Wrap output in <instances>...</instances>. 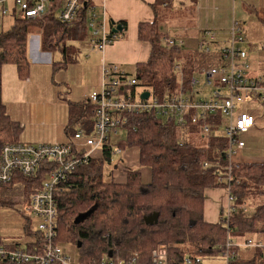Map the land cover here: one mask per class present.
<instances>
[{
    "label": "trees",
    "instance_id": "16d2710c",
    "mask_svg": "<svg viewBox=\"0 0 264 264\" xmlns=\"http://www.w3.org/2000/svg\"><path fill=\"white\" fill-rule=\"evenodd\" d=\"M55 9L66 0H55ZM87 5L74 23H62L54 12L35 19L14 17L8 30H0V142H19L22 130L10 119L2 100V69L14 65L20 78H27L30 62L28 42L32 30L41 38V50L61 60L53 62L54 71L66 70L76 61V52L69 44L88 36ZM112 30V29H111ZM124 32H121L122 36ZM165 33L156 22L139 26V40L151 45L147 62L137 65L133 76L137 83L132 91L150 90L163 97L178 87L175 66L182 67L187 82L196 70L209 69L214 56L187 51L184 47L167 48ZM220 62V59H219ZM67 138L81 127L93 128L94 105L88 101L68 102ZM124 137L111 139L89 165L76 168L68 176L71 191L56 196L58 210L57 240L77 247L78 264H99L108 261L151 264V255L158 246L168 247L169 264H185L187 258L201 260L225 256L227 264H264V245L243 256L237 242L254 235H264V165L229 164L227 140L222 132L213 131L205 138V146L189 142L173 122L153 114H126ZM201 127L188 131L200 134ZM137 149L139 169L150 173L143 181L140 170L127 169L125 181L105 179L115 149ZM230 173L232 181H220ZM44 174L39 173L37 181ZM30 187L32 183L23 179ZM36 185V183H35ZM5 190L3 191V189ZM8 187L0 186V209L9 204L5 197ZM227 188L235 205L249 201V213L237 209L227 222L209 223L204 217L206 191ZM34 190H38V186ZM263 200L256 205V201ZM259 202V201H258ZM159 214L158 222L148 225L145 218ZM81 220L76 223V220ZM232 245L227 248L228 242ZM4 241L0 237V244ZM14 244L11 247H19Z\"/></svg>",
    "mask_w": 264,
    "mask_h": 264
},
{
    "label": "built area",
    "instance_id": "2783aa9c",
    "mask_svg": "<svg viewBox=\"0 0 264 264\" xmlns=\"http://www.w3.org/2000/svg\"><path fill=\"white\" fill-rule=\"evenodd\" d=\"M89 1L66 0L55 9V0H0V15L3 18L8 14L7 3L11 2L13 13L18 11L21 19L40 18L54 12L58 21L70 24L78 19L80 10ZM86 25L90 48L95 52L104 53L118 40V34L112 32L105 12L97 13L91 4L87 6ZM229 36V42L219 46L215 43L214 32L204 31V40H196V47L206 54L218 51L219 65L200 69L186 82L182 67L177 64L178 87L163 97L155 96L147 89L133 92L132 87L137 83L135 78L117 64H104L100 89L87 96L94 105L93 128L91 131L87 127L79 128L71 141L47 144L0 142V186L10 187L23 179L34 182L22 207L28 222L31 225L37 223V238L27 242V248L10 249L0 244V264H77L57 240L56 196L71 191V186H66L70 173L80 166L89 165L111 139L118 137V130L127 124L126 114H153L173 122L183 131L200 126L199 135L202 137L213 131L222 132L227 140L229 164H238L236 158L245 148L243 136L257 124L246 107L253 102L264 103V76H249L248 54L242 47L247 43L243 26L234 23ZM185 44V38L172 35L163 38V45L167 48L185 47ZM147 91L150 97L141 99L142 93ZM114 153L120 154L121 150L116 149ZM39 173L44 176L37 181ZM220 181L230 183V173ZM37 186L38 190H34ZM250 207L249 201L235 205L229 195L227 222L237 209L249 213ZM231 245L229 241L227 248ZM239 246L247 250L262 247L251 239ZM168 258V247L158 246L152 252L151 264H169ZM225 258L228 262L233 256L227 252ZM99 264L137 263L134 259ZM185 264H202V260L187 258Z\"/></svg>",
    "mask_w": 264,
    "mask_h": 264
},
{
    "label": "crops",
    "instance_id": "0c3cea01",
    "mask_svg": "<svg viewBox=\"0 0 264 264\" xmlns=\"http://www.w3.org/2000/svg\"><path fill=\"white\" fill-rule=\"evenodd\" d=\"M90 4L97 13L105 12L112 29L117 25H122L124 34L121 36L118 33L117 42L107 48L104 53L96 52L91 55L86 50L81 53L80 49L72 46L77 57L76 61L69 66L85 60L87 65L84 63L80 77V81L85 87L79 91L66 89L63 87L64 80L61 88L47 84L48 78L44 79L40 72L48 71L49 67L53 65L54 58L53 54L41 50V38L37 50L41 55L46 56L44 61L43 59L39 61L44 64L36 62L37 59L34 60L30 57L31 65L27 78H20L16 67H3L2 100L12 121L22 124L18 112L17 115L15 114L16 110L20 114L33 113L35 107L26 103L28 97H51L57 100L56 109L51 113L55 118H58V122H54L52 131L48 134L44 132L38 136H30L26 132L27 125L23 122L25 127L18 136L19 142L32 144H37L36 142L43 144L68 142L66 133L69 118L68 102H83L89 94L100 89L104 64H117L122 71L133 77L137 65L148 61L151 45L139 40V26L143 24L150 25L156 22L166 36L185 38L184 48L187 51L199 52L196 40H204V31H213L215 43L224 46L229 42V31L232 25L238 22L243 26L247 41L242 47L248 54L249 76L253 78L264 76V46H262L264 45V0H90ZM186 30L187 32H185ZM86 39L89 40V37L87 36ZM88 48H90V44ZM209 55L214 56L212 64L217 63L214 67L219 65L218 51H213ZM64 71L66 72V70ZM197 71L199 69L194 72L195 75ZM246 108L249 114L256 118L257 124L243 136L245 148L236 160L238 164L264 165V103L253 102ZM42 127H46V125L42 124ZM124 152L126 163L119 160L110 174V179L119 183L125 181L127 169L135 167L138 170L140 168L138 150L127 149ZM139 170L142 173L143 181L148 182L150 180L149 171ZM228 206L229 192L226 188L207 190L204 207L205 220L209 223H218L222 218L224 208L228 209ZM238 242L243 243L244 240L240 239ZM14 244L20 243H3L10 249L16 248L11 247ZM20 245V248L28 247L27 243ZM249 254L243 253V256L248 257Z\"/></svg>",
    "mask_w": 264,
    "mask_h": 264
},
{
    "label": "rangeland",
    "instance_id": "374dc122",
    "mask_svg": "<svg viewBox=\"0 0 264 264\" xmlns=\"http://www.w3.org/2000/svg\"><path fill=\"white\" fill-rule=\"evenodd\" d=\"M7 8L9 11L8 14L3 18L0 15V30H8L14 22V17H19L18 11L13 13V6L11 2L7 3ZM39 41H40V34L37 32V30H32L28 42V59L30 65L32 58L34 60L37 59L36 62H39L42 59L43 61L45 60L46 56L41 55L40 52L37 50V45ZM69 44L71 46L80 49L81 53H83L84 50L89 51L91 55H94V53H96L95 51L88 48L90 44V40L86 39L83 41H72ZM78 54L80 55V53ZM52 57L54 58V62H59L61 60L59 52L54 53ZM82 62L73 65L71 67L69 66L66 69V72L64 70H58L55 72L53 69V65H51L48 71L44 70L41 71L40 73L42 74V77L44 79L48 78L49 80V82L47 83L48 85H53L56 88L59 87L61 88L63 85L62 82L64 80L65 83L63 87H65L66 89L70 88L71 90L73 89L74 91H79L81 88L85 87L84 85H82L80 81V77L82 76L81 71L85 63V60H83ZM39 63L44 64V62H39ZM5 67L15 68L14 65H6ZM26 100H27L26 103L31 107H35V109L32 111L33 113H28V114H23V113L20 114L19 111L17 110L15 111V114L17 115L18 112V115L22 119V124L19 123L21 128L24 129L26 124L27 125L26 132L30 136H36V135L38 136L44 132L46 134L50 133L53 129L54 122H58V118H55L51 113L56 109V105H55V103H57L56 98L52 99L51 97H28ZM23 122L25 123L24 125ZM42 124H45L46 127H42ZM180 133L183 134L189 142L195 144L196 146H205L206 144L205 138L200 137V135L194 133L193 131L180 130ZM125 134L126 132L123 129L118 130L119 137H124ZM36 143L39 144L40 142H36ZM113 155L114 156L111 164L107 165L104 170L105 179L107 180L110 179V174L112 173V169L114 168V166H117L119 160H122L124 164L126 163L124 159V155H125L124 151L123 153L121 151L120 154H113ZM130 168L132 170H137V168L135 167H130ZM7 189L9 190H7L4 195L7 201L9 202V204L0 209V237L7 244L16 242L25 245L27 242L35 240L37 238V226H36L37 223L35 225H31L30 222H28L27 220L28 218L23 214V207H22V203L24 202V199H26L30 195L29 193L31 192V187H29L27 183L20 181L14 183L12 186L8 187ZM4 190L5 188L3 189V191ZM262 201L263 200L258 199L255 203L257 205ZM250 209L252 210L253 207L252 208L250 207ZM226 217H227V208L225 207L222 218H226ZM251 237H252L251 240L254 243L264 245V235H254ZM61 244L65 249L69 251L74 262L75 263L79 262L77 247L71 243L70 244L61 243ZM237 244L242 245L243 243L237 242ZM254 250L255 249H249V250L241 249L240 253L242 255L243 253L249 254V252L253 253ZM202 264H227V260L225 256L222 255L215 257L213 259H204L202 260Z\"/></svg>",
    "mask_w": 264,
    "mask_h": 264
},
{
    "label": "water",
    "instance_id": "95a60500",
    "mask_svg": "<svg viewBox=\"0 0 264 264\" xmlns=\"http://www.w3.org/2000/svg\"><path fill=\"white\" fill-rule=\"evenodd\" d=\"M115 23H113L114 25ZM115 26V25H114ZM112 32L114 34H118V33H121V32H124V27L122 25H117L115 26L113 29H112ZM150 97V92H144L142 93L141 95V99L143 100H147L148 98ZM158 219H159V214L158 213H154L148 217L145 218V222L148 224V225H154L155 223L158 222ZM81 219L78 218L76 220V223H78Z\"/></svg>",
    "mask_w": 264,
    "mask_h": 264
},
{
    "label": "bare ground",
    "instance_id": "6f19581e",
    "mask_svg": "<svg viewBox=\"0 0 264 264\" xmlns=\"http://www.w3.org/2000/svg\"><path fill=\"white\" fill-rule=\"evenodd\" d=\"M227 150V149H226Z\"/></svg>",
    "mask_w": 264,
    "mask_h": 264
}]
</instances>
